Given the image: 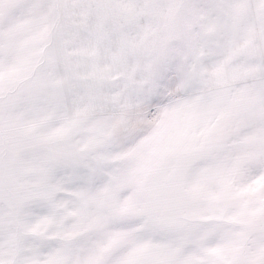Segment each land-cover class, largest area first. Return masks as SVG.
Wrapping results in <instances>:
<instances>
[{
  "label": "snow or ice",
  "instance_id": "snow-or-ice-1",
  "mask_svg": "<svg viewBox=\"0 0 264 264\" xmlns=\"http://www.w3.org/2000/svg\"><path fill=\"white\" fill-rule=\"evenodd\" d=\"M0 264H264V0H0Z\"/></svg>",
  "mask_w": 264,
  "mask_h": 264
}]
</instances>
